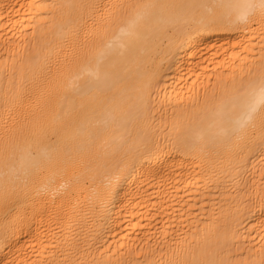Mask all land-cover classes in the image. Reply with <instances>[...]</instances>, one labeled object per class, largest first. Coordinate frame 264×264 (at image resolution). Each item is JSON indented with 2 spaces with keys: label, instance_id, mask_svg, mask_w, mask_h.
<instances>
[{
  "label": "bare ground",
  "instance_id": "6f19581e",
  "mask_svg": "<svg viewBox=\"0 0 264 264\" xmlns=\"http://www.w3.org/2000/svg\"><path fill=\"white\" fill-rule=\"evenodd\" d=\"M0 56V264L264 261V0H0Z\"/></svg>",
  "mask_w": 264,
  "mask_h": 264
},
{
  "label": "rangeland",
  "instance_id": "374dc122",
  "mask_svg": "<svg viewBox=\"0 0 264 264\" xmlns=\"http://www.w3.org/2000/svg\"><path fill=\"white\" fill-rule=\"evenodd\" d=\"M28 41H25L21 51L19 52L22 54L26 49L28 50L31 45L27 43ZM22 59V58H21ZM20 59V60H21ZM0 60H2L0 56ZM24 60H22L19 64H22ZM11 68V64L8 65V69ZM9 71L7 70L6 72V78L7 82L9 80ZM159 110V113L161 114V117H157V120L161 122V124L167 128L168 124V114L166 110L162 108H158L157 111ZM163 127V129H164ZM165 131L168 132V130L165 129ZM164 131V133H165ZM257 157V156H254ZM260 159L256 158L255 161L258 162ZM245 169V168H244ZM242 169V170H244ZM248 171V168L244 171ZM252 174L250 172H246L245 176L243 178V181L246 182L249 180ZM222 179L219 180L218 186L211 188L212 190L208 193L207 198H205V201H198L195 204V208L200 210V208H203L204 205L212 202H216L218 200H222L225 198V196L230 197L229 192H231L234 189H229V188H224L225 183H228L225 179V177H221ZM249 181H247L245 184H247ZM261 187L258 190H255L256 193L253 191L251 193L250 199L247 201L250 203L251 208H253L258 202H255L257 199L260 200L259 202L263 203L264 202V177L263 180L261 181ZM232 193V192H231ZM211 200V201H210ZM197 213H201V211H197ZM251 214V213H250ZM248 214V215H250ZM249 217V216H248ZM165 245L163 243H160L154 247L151 246H140L136 252L132 250L130 252V259L128 260L130 264H147V261L150 259V257L155 256L157 259H161L162 261L164 260V253L166 252V249L164 248ZM212 249L214 252H216V260L218 264L222 263V261H225L226 263L223 264H235V263H264V261H258L257 258H251L252 254L255 251V247L250 244H242L241 242H238L237 240L232 238V235L227 233L222 238H217L213 243H212ZM217 252H223V254L220 256ZM137 256V257H135ZM223 257V258H222ZM161 263V261H160Z\"/></svg>",
  "mask_w": 264,
  "mask_h": 264
}]
</instances>
